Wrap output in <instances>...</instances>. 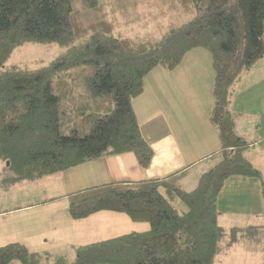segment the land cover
Returning <instances> with one entry per match:
<instances>
[{"label": "trees", "instance_id": "trees-1", "mask_svg": "<svg viewBox=\"0 0 264 264\" xmlns=\"http://www.w3.org/2000/svg\"><path fill=\"white\" fill-rule=\"evenodd\" d=\"M179 4L180 20L168 23L159 37L144 39L116 33V14L124 24L138 22L135 2L0 0V160L10 172L2 179L4 186L128 152L147 169L153 151L141 135L132 100L143 92L154 68L173 70L193 49L210 56V122L218 132L221 159L188 191L169 175L108 182L70 195L72 220L105 211L148 229L78 246L73 262L58 259L54 264H213L232 245L233 232L241 231L218 224L217 199L231 176L261 179L244 157L247 143L235 133L230 102L241 77L264 56V0ZM107 7L111 21L84 20L87 14L110 13ZM30 43L56 44L63 51L47 66L5 67L15 48ZM73 67L89 72L52 80L54 73ZM82 85L90 98H99L96 105L93 99L82 101L87 98L80 94ZM87 111L94 118L89 132L81 135L70 127ZM262 199L264 204V182ZM41 258L47 260L17 242L0 246V264H33Z\"/></svg>", "mask_w": 264, "mask_h": 264}, {"label": "crops", "instance_id": "crops-1", "mask_svg": "<svg viewBox=\"0 0 264 264\" xmlns=\"http://www.w3.org/2000/svg\"><path fill=\"white\" fill-rule=\"evenodd\" d=\"M212 90L213 71L205 50H191L173 70L154 68L144 79L143 92L131 102L141 135L153 151L149 167L141 169L133 153L128 152L95 158L37 180L3 185L9 188L24 184L21 188L29 190H24L25 194L19 197L26 201L24 204L0 208V246L17 242L29 252L44 256V250L37 251L44 245L51 246L59 228L70 235L69 241L84 239L86 229L85 225L80 228L81 222L97 215L109 216L98 212L82 220L69 217L70 195L91 186L173 175V182L180 188L193 189L200 176L221 159L218 132L210 122ZM230 111L235 133L247 143L244 157L260 172L261 179L227 178L217 199V222L227 231H262L264 56L239 80ZM61 205L66 206L60 216L63 225L56 214ZM110 216H116L123 226L134 223L120 213L112 212ZM133 231L136 232H129ZM79 243L74 250L85 245Z\"/></svg>", "mask_w": 264, "mask_h": 264}, {"label": "rangeland", "instance_id": "rangeland-1", "mask_svg": "<svg viewBox=\"0 0 264 264\" xmlns=\"http://www.w3.org/2000/svg\"><path fill=\"white\" fill-rule=\"evenodd\" d=\"M101 1H111L113 4L115 3L122 5L130 2H135L138 5V9L137 12L133 15L137 14L139 16L138 22L131 25L124 24V21H122L121 19V15L118 13L116 14L115 19H113L116 21V33L128 37H139L144 39H155L159 37L168 23L178 21V13L183 8V5H181L180 8V0ZM105 9L108 11L110 10V13L106 12L102 15L87 14L84 15V20H95L100 18L111 21V9H108V7ZM130 9L134 10V7ZM62 51L63 49L56 44H25L13 50L11 56L5 63V67L9 68L12 66H19L35 69L42 66H47ZM88 72L89 69L85 67L63 69L54 73L52 76V80H56L59 78L68 79L70 78L68 77L69 75H80V73L82 74V76H85ZM78 80L80 82L82 81L83 84L82 78ZM86 90H84L83 85L80 87V94L87 97L82 101L90 102V99L93 98H90L89 93ZM98 101L99 98H96L93 99L91 103L92 105H96ZM93 118L94 116L92 117V115H90V111H87V113L85 115L83 114L82 117L80 116L75 118L73 123H71L70 128L77 130L81 135L87 134L92 125ZM68 133V131L62 130V134ZM9 173L10 172L8 171L7 163L0 162V180H2ZM21 185L24 184H16L10 186L9 188H4L3 184H0V208H13L14 206L24 204L26 202L24 199H19V197L24 195V190H29V188L23 189L21 188ZM65 210L66 206L61 205V207L58 208V213H56L59 217L60 225H63L60 220V216H63ZM103 213H106L109 216L97 215L92 219L81 222L83 224L82 226H80V228L82 229V227L85 225L86 229V235L82 240L78 237L77 239H72L73 241H69L70 235H66V232L62 231L61 228H59L57 237L52 241L51 246L44 245L43 247L39 248V250L41 251H37L42 252V250H44V252H46V255H44V257L47 258V260L41 258L39 261L33 264H54L58 259H63L65 261H68V263H71L73 262L75 255L74 247L78 245V242H81L79 244H86L113 238L124 233H128L132 230H136V232H139L148 229V225L145 223H133L123 226V223L118 220L116 216H110L112 212ZM127 221L130 222L128 219ZM231 239L233 240V243L230 248L225 250L224 253H221L219 256H217L213 264H264V234L262 232H258L255 234V232L253 231H234L231 235ZM48 243H50V241H48Z\"/></svg>", "mask_w": 264, "mask_h": 264}]
</instances>
